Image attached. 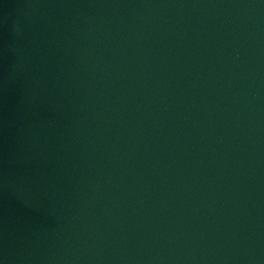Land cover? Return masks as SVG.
Segmentation results:
<instances>
[{"label": "water", "instance_id": "95a60500", "mask_svg": "<svg viewBox=\"0 0 264 264\" xmlns=\"http://www.w3.org/2000/svg\"><path fill=\"white\" fill-rule=\"evenodd\" d=\"M0 264H264V0H0Z\"/></svg>", "mask_w": 264, "mask_h": 264}]
</instances>
